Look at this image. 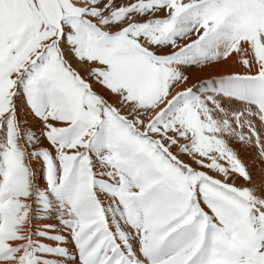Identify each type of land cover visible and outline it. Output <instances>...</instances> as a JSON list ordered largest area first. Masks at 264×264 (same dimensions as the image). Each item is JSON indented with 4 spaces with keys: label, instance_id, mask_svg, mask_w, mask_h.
I'll return each instance as SVG.
<instances>
[{
    "label": "snow or ice",
    "instance_id": "1",
    "mask_svg": "<svg viewBox=\"0 0 264 264\" xmlns=\"http://www.w3.org/2000/svg\"><path fill=\"white\" fill-rule=\"evenodd\" d=\"M0 264H264V0H0Z\"/></svg>",
    "mask_w": 264,
    "mask_h": 264
},
{
    "label": "bare ground",
    "instance_id": "2",
    "mask_svg": "<svg viewBox=\"0 0 264 264\" xmlns=\"http://www.w3.org/2000/svg\"><path fill=\"white\" fill-rule=\"evenodd\" d=\"M86 70V69H85ZM81 71H82V69H81ZM241 155H242V157L245 159V160H251V158H252V154H250V153H245V152H241Z\"/></svg>",
    "mask_w": 264,
    "mask_h": 264
},
{
    "label": "rangeland",
    "instance_id": "3",
    "mask_svg": "<svg viewBox=\"0 0 264 264\" xmlns=\"http://www.w3.org/2000/svg\"><path fill=\"white\" fill-rule=\"evenodd\" d=\"M86 73V70L85 69H82V74H85Z\"/></svg>",
    "mask_w": 264,
    "mask_h": 264
}]
</instances>
